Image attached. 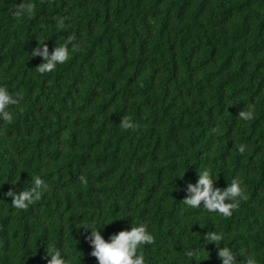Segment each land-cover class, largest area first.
Listing matches in <instances>:
<instances>
[{
  "label": "trees",
  "instance_id": "obj_1",
  "mask_svg": "<svg viewBox=\"0 0 264 264\" xmlns=\"http://www.w3.org/2000/svg\"><path fill=\"white\" fill-rule=\"evenodd\" d=\"M69 36L78 50L40 74L31 52ZM0 87L23 97L0 118V264H98L82 225L110 242L141 224L145 264H222L211 231L264 264V0H0ZM204 170L242 181L231 217L182 202ZM35 176L48 190L13 208Z\"/></svg>",
  "mask_w": 264,
  "mask_h": 264
},
{
  "label": "clouds",
  "instance_id": "obj_2",
  "mask_svg": "<svg viewBox=\"0 0 264 264\" xmlns=\"http://www.w3.org/2000/svg\"><path fill=\"white\" fill-rule=\"evenodd\" d=\"M35 6L32 3H20L16 8V15L31 16L34 14ZM58 27L63 28V20L58 21ZM74 36H69L61 45L56 46L54 51L49 54L47 44H38L31 52L32 57L40 56L43 63L36 67L40 74L53 72L58 64L66 63L69 58V45H72V51L78 50ZM23 97L20 94L16 96L10 95L6 88L0 87V118L6 123L13 122V114L7 109L10 106L20 104ZM254 107L248 106L247 111H240L238 118L249 121L254 118ZM120 127L124 130H135L136 125L129 117H122ZM241 154L245 151V147H239ZM199 180L193 185L188 184L187 189L190 195L182 202L192 208H200L203 206L208 212H218L225 218L233 215V211L239 208L240 199L247 200V195L242 188L238 178L232 180L231 184L221 190L214 188V178L209 170L198 172ZM83 183H87L84 177L80 178ZM32 187L30 189L19 192L9 190L7 195L12 198L11 204L17 210H27L29 206L34 205L42 197V194L48 190V185L39 177H32ZM86 230L91 229L90 236L87 239L94 246L91 255L98 260V264H145V258L142 252L138 250L143 245H151L155 242L154 236L149 233L146 226L141 224L137 227H131V230H122L118 234L111 237L110 242L106 241L100 234L99 228L95 226L82 225ZM102 227V226H101ZM203 239L208 243H215L218 257L222 260V264H237L236 254L227 246L221 247L223 234L215 231L206 232ZM51 258L47 260V264H66V260L62 257L59 250L47 252ZM188 256L197 255L192 251L187 253ZM247 264H257L255 258H249Z\"/></svg>",
  "mask_w": 264,
  "mask_h": 264
}]
</instances>
